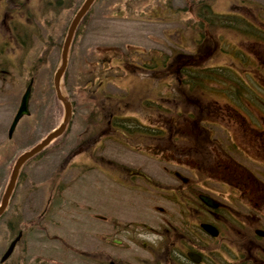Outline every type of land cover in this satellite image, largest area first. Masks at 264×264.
<instances>
[{
  "label": "flooded vegetation",
  "instance_id": "1",
  "mask_svg": "<svg viewBox=\"0 0 264 264\" xmlns=\"http://www.w3.org/2000/svg\"><path fill=\"white\" fill-rule=\"evenodd\" d=\"M187 8L195 14V6ZM69 9L70 0H0V88L12 87L13 96L1 105L12 110L9 122L30 79L34 86L38 75L59 60L57 19ZM180 23L179 35L187 30ZM243 37L244 50L218 58L227 63L217 65L220 98L208 96L211 81L203 70H188L187 56L180 60L187 70L167 72L172 79L184 78L186 89L179 97L172 89L176 111L169 125L158 95L142 113L132 105L143 100H124L126 111L117 105L91 112L92 138L87 140L82 129L59 164L64 167L67 160L69 167L73 158L81 160L73 163L78 177L63 182L65 167L57 165L53 176L34 185L33 233L40 232L41 242H50L55 252L53 258L44 254V262L264 264V17L245 18ZM147 53L140 67L143 79L157 78L156 52L147 47L142 54ZM88 81L94 91L108 83ZM50 89L52 84L42 81L40 99L29 101L27 118L38 119L37 108L44 109L41 119L59 111ZM73 90L72 113L81 117L78 81ZM128 111L148 116L149 123L125 116ZM47 152L34 155L32 166ZM3 165L0 158V169ZM19 172L8 217L23 221L25 212L13 202L21 186ZM73 185L79 200L65 196ZM204 223L218 235L206 232ZM28 231L9 232V241L21 233L16 246L23 259L30 258Z\"/></svg>",
  "mask_w": 264,
  "mask_h": 264
},
{
  "label": "rangeland",
  "instance_id": "2",
  "mask_svg": "<svg viewBox=\"0 0 264 264\" xmlns=\"http://www.w3.org/2000/svg\"><path fill=\"white\" fill-rule=\"evenodd\" d=\"M81 1L82 0H71L72 10L75 11L74 8ZM129 2L131 3L128 5V7L134 5L131 0H97L95 6L92 8L93 11L88 17V22L85 25L82 33L80 32L81 34L74 38V47H72V51H70L69 54L70 58L66 66V79L67 90L70 94L72 92L71 89L76 84V81L79 80V85H82L87 81V79L91 80L90 76L87 75V71L89 68L88 65H90V61L94 59L98 61L101 59L99 51L103 52V55L105 56H107L109 53H113L112 55H114V50H112L113 48L116 50H121L122 54L126 55L125 50H127L128 47L133 46L135 49H139L145 47L146 45H153L156 50L164 52L165 55L170 54L171 51L175 49V46L170 43V41L173 43H180V40H178V35L176 33H173V31H176L174 27H176V25L180 21L183 22V24L186 26L188 25L187 23H190L192 21V17L189 16L190 13L187 10V7L189 5L186 3V0H170V6L172 7L173 13L178 8L179 10L182 9V13L180 12L179 15H175L174 18L165 15V0H142L140 6H135L134 10L127 7V4ZM212 4L213 10L215 12H223L231 16L229 17V21H233L236 17L241 18L242 16H246L252 19L255 16H258L256 14L257 9H259L258 6H262L263 8L260 11V13H262H258L259 16H264V0H212ZM150 8L152 10L151 17L150 20H147L145 19L146 17L144 16V14H140V11H149ZM70 14L71 12L62 15L60 18L62 19V21L59 18L57 20L55 39L58 42L62 40V32L66 30L69 24L68 21L69 19H71L69 16ZM139 16H141V18H139ZM67 17L68 19L65 23V19ZM207 17H211L213 19L212 13L210 15L208 13ZM202 20L206 22L205 18H200V23ZM202 25L206 26V24L203 23ZM256 25L258 24L256 23ZM168 32H170L171 35L166 37ZM185 33L186 32H184V36L186 37ZM199 35L200 33L196 35V38H198ZM207 36L208 37L205 38L204 41H210L209 33L207 34ZM220 38L221 42L217 41L215 45L220 44L219 48L224 51V53L230 54L234 53L236 49L242 50L238 47L239 43L236 44L237 38L234 35L228 33L222 35ZM83 60H85V62H83ZM135 62L136 61H133L132 63ZM208 62V65L212 66L213 64V66L217 67L216 56L211 58ZM58 64L56 63L55 67H57ZM101 66L109 71L107 73L108 76L111 74H115L116 76L114 77H117L116 79L120 78L121 73H123H120V71H111V69L109 70L108 68L110 66L106 65V63H103V65ZM54 69L51 70L54 71ZM51 70L46 69L45 72L39 75V81L34 88V93H32L33 95L31 100L40 99L38 88L42 84L43 80H51L53 76V72L52 74L50 73ZM74 72H76V76H74ZM75 77L77 80L74 79ZM158 79L159 93L166 95L167 87L165 85H167V83H170V81H168L166 78H163L162 76H159ZM128 83V79H123L120 82L121 85L117 86L112 81H110V83L105 86L104 89L107 93L122 95L125 93L122 87H125ZM160 83H163V85H160ZM212 87H214V85ZM9 90H12V87L8 85L4 89L0 88V144L3 139L5 140V134L7 129L9 128V119L12 112V110L10 109H8V111H4V109L8 106L1 105L8 103V101H10V98H13V96L9 93ZM214 91L216 92V90ZM161 102L164 105L166 103V101L163 100H161ZM89 105L90 104L80 105L79 113H82L81 115H83V118H79L78 115H74V120L71 121L72 125L70 132L68 134V137L66 138L67 142H65L61 150L51 151L47 153L42 161H40L38 164L32 166V163H29L22 168L21 172L23 176L19 181L21 186L19 187V192L17 194L18 196L13 200V202L19 204V207H21L23 212H25L23 219L26 223L24 222V220L20 222V226L23 229H35V218L32 210L35 207L33 204L35 202L34 199L37 195L34 194V185H36L39 181L46 180L50 176H53L55 169L59 164V161L62 160L65 154H67V152L76 145L78 138L77 134L81 130V128L85 127V123L87 122L86 118L89 112H91L92 110L89 109ZM38 106L39 103L37 104V107ZM107 107H109V105ZM36 110L38 111L39 116H42L44 109L42 108L40 110V108H37ZM49 114L50 116L45 117L43 120H35L33 119L34 116L30 119L26 116L22 117L15 126L16 129L11 136V139L3 142V146L1 145L0 147V157L3 158L5 162L4 168L0 169L2 178L3 174L5 173V169L10 170L12 160L17 154L22 152V150H24L25 148H29L30 146H32L33 143H35L37 140H40L42 136H44V134L49 130V127L51 128L53 124L59 122V115L57 116L56 113ZM124 115H128L130 118L134 115L136 116L133 111H128ZM163 116V120L167 121V123L169 124L171 121V117L165 114H163ZM139 117L137 115L136 118ZM141 119L143 121L144 117L142 116L140 120ZM125 155L134 158L133 154L126 152ZM77 162H81V160L79 161V159H77ZM64 167L65 172L64 175H62L63 182L69 176L78 177V171L74 167ZM4 181L5 179H1L0 181V190ZM36 186H40V184H37ZM64 193L67 198L73 196L74 199H80V193L76 185H73L71 189L65 191ZM6 220L10 221L14 225L19 224L14 219L12 220L11 218H8L6 214L2 215V217L0 218V257L3 254V250L7 246L8 242L7 239L9 231L6 230L7 227H5ZM54 223L55 222L51 221L50 224H48L47 228H50V226L52 227ZM49 232H52V230ZM26 235L27 239L29 240L28 252L30 258L26 256L23 259L21 257L22 254L20 252V245H18L15 247L12 256L4 264H56L55 262H44V254L50 255L53 258L55 252L51 249L52 246H49L50 242L48 243V245L41 242L40 239L42 237L40 236V232L35 234L29 231L26 233Z\"/></svg>",
  "mask_w": 264,
  "mask_h": 264
},
{
  "label": "water",
  "instance_id": "3",
  "mask_svg": "<svg viewBox=\"0 0 264 264\" xmlns=\"http://www.w3.org/2000/svg\"><path fill=\"white\" fill-rule=\"evenodd\" d=\"M94 0H84V3L80 6V8L78 9L77 13L74 15L73 19L71 20V24L67 30V35L65 37V40L63 42V49H62V60H61V66L59 67V69L56 71L55 75H54V82H55V88L56 91L58 92V96L59 98L62 100L61 96H60V91H58V84L60 81V76L62 74V72L64 71V66L66 64V60H67V50L69 48V43L72 40V37L74 35V29L76 28L77 24L79 23L78 21L82 18V16L84 15V13L87 12V9L90 7V5L93 3ZM30 86L27 87V89L25 90V94L23 95L21 102H20V108L18 110V112L16 113V117L13 120L12 124H11V128L9 130V136L11 135L13 129L15 128L14 126L16 125L17 121L19 120L20 116L23 113H26L27 111V102L29 99V95H30ZM70 106L69 104L65 103V117L63 119L62 124H60L61 126L57 129H55V131L51 132L50 134L46 135L44 140H42L40 143L36 144L35 146H33V148H31V150L26 151L24 153H22V155H20L17 159L16 162L11 170V177L9 179L8 182V186L3 194V198L0 204V215L1 213L4 211V209L6 208V205L8 203V199H9V195L12 191L13 186L15 185L14 182L16 180V177L18 175V169L21 167L22 163L25 162L26 159L30 158L33 156V154L37 153L38 151L42 150V148H44L45 145H47L52 139H54L55 137H57L58 135H60L65 127H66V122L69 120L70 118ZM19 237H16V239H14V241L9 245V247L5 250L0 262H4L5 259H7L11 253L12 250L14 248V245L16 243V240Z\"/></svg>",
  "mask_w": 264,
  "mask_h": 264
},
{
  "label": "trees",
  "instance_id": "4",
  "mask_svg": "<svg viewBox=\"0 0 264 264\" xmlns=\"http://www.w3.org/2000/svg\"><path fill=\"white\" fill-rule=\"evenodd\" d=\"M211 4H212V0H211ZM213 5V4H212ZM78 6H76V8H77ZM75 8V9H76ZM201 14H200V16H202L203 18H205L206 19V21L209 23V26H210V23H211V17L209 18V17H206V16H204V14H203V12H200ZM87 16V15H86ZM86 16L81 20L82 22L80 23V25H79V27L76 29V31H75V33H76V35L77 34H79V29H80V27L82 26V25H84L85 23H86ZM212 16H213V21H218V23H221V26H217V25H213V27H214V34H213V37H211L212 36V34H211V36L209 35V39H210V41H206L207 43H211V41L213 40L212 38H214L215 39V43L217 42V40H218V37H219V34H218V32H217V30L218 29H226V27H228V26H230V27H232V26H235L236 24H237V22H236V20H237V18L238 17H236L235 19H234V22L233 21H231V22H229V17H231V16H229V15H225V14H219V13H216L213 9H212ZM223 19H225V20H223ZM225 25H227V26H225ZM218 27V28H217ZM217 29V30H216ZM208 37V36H207ZM207 37H203L202 39H205V38H207ZM201 46H199V48H200ZM212 47L211 48H208V49H203V50H200L199 49V51L198 52H200V51H203V56L206 58L207 56H209L210 54H211V52H212ZM202 56V55H201ZM202 56V57H203ZM125 58H126V56H125ZM195 62H197V61H195ZM199 63V62H198ZM163 69H165V67H163ZM218 76V73H215V72H212V74L211 75H207V78H210V79H214V78H216ZM182 92H183V90H181Z\"/></svg>",
  "mask_w": 264,
  "mask_h": 264
},
{
  "label": "bare ground",
  "instance_id": "5",
  "mask_svg": "<svg viewBox=\"0 0 264 264\" xmlns=\"http://www.w3.org/2000/svg\"><path fill=\"white\" fill-rule=\"evenodd\" d=\"M197 14V16H199L200 18H203L202 16H200V11L198 10V13H196ZM204 14V13H203ZM204 16H205V14H204ZM204 19V18H203ZM103 112H105V111H103ZM101 116H104V114H102ZM36 120V119H35ZM51 133V131L50 130H48V132H47V134H50ZM51 143H53V144H57L58 146H63V144H62V142L61 141H59L56 137L54 138V139H52L51 141H50ZM49 142V143H50ZM49 143H48V145H47V148H48V150H49ZM46 154V153H45ZM44 154V155H45ZM257 231H259L258 229H257Z\"/></svg>",
  "mask_w": 264,
  "mask_h": 264
}]
</instances>
